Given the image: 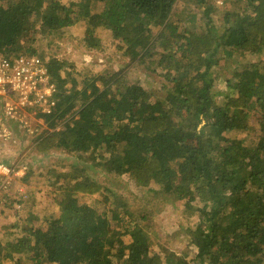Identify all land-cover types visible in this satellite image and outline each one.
Here are the masks:
<instances>
[{"label": "trees", "instance_id": "16d2710c", "mask_svg": "<svg viewBox=\"0 0 264 264\" xmlns=\"http://www.w3.org/2000/svg\"><path fill=\"white\" fill-rule=\"evenodd\" d=\"M177 2L0 0V58L37 55L30 48L37 36L60 38L83 21L86 49L119 53L128 65L84 68L79 82L62 75L66 62L48 60L56 106L39 115L48 127L36 151L61 150L81 167L70 165L60 175L68 179L53 183L57 216L0 225V264H264V62H242L264 54V0H223L231 8L220 24L206 0H197L205 5L199 17ZM101 31L114 41L104 44ZM130 66H143L147 82ZM153 75L161 78L156 94ZM220 78L226 91L216 88ZM233 132L247 136L228 137ZM152 184L174 201L188 200L187 208L197 203L189 215L198 221L184 230L189 240L180 252L157 253L151 225L117 227L130 205L115 187L133 186L144 199ZM99 198L115 226L110 209H96Z\"/></svg>", "mask_w": 264, "mask_h": 264}, {"label": "rangeland", "instance_id": "374dc122", "mask_svg": "<svg viewBox=\"0 0 264 264\" xmlns=\"http://www.w3.org/2000/svg\"><path fill=\"white\" fill-rule=\"evenodd\" d=\"M206 1L207 8L212 10V18L215 23H222V13L231 7L225 5L223 0ZM61 2L67 4L69 0H61ZM176 7L179 11L185 10L187 13H196L199 17L205 5L198 4L197 0H178ZM202 22L199 20L198 25H201ZM65 31L60 38L50 36L46 39L41 34L37 36L35 43L30 48L35 49L37 52L36 56L44 57L45 59H43L46 62L50 58H57L60 61L66 62L62 75L69 80L76 79L81 82L83 79L81 73L84 68H89L95 72L104 70L106 66H109L113 71L128 68L127 61L121 58V54L119 53L112 54L107 51L99 52L97 50L86 49L84 44L85 24L83 21L65 29ZM220 34H223V32ZM100 39L107 45L114 41L109 31H101ZM255 61L264 62V54L261 57L246 55L242 62L249 63ZM129 70L135 74L134 76H137L145 83L147 82V73L143 66H130ZM160 79L158 81V77L153 75L148 80L150 85L149 90L151 92L156 94L159 91L161 88ZM215 84L218 91H226V85L221 78L217 79ZM39 115H28L27 121L32 125V129L35 132L34 135H28L27 132L13 123L10 124L13 131L12 140L9 142H0V164L19 170L20 174L22 172L24 173V175L15 178L11 192L6 194L8 198L0 201V225L12 224L15 221L17 222L20 219H26L36 214L38 216H42L43 214L57 216L59 214L57 205L59 191L54 189L56 187H53V183L57 180L59 182L68 179V177L60 175L69 173L71 170L70 165L81 167V163L77 158L71 157L61 150H54L46 154H40L36 151V144L42 135L46 134L48 127ZM252 123H255L254 119ZM246 136L247 133L245 132H233L228 135V137L239 139ZM61 184L63 185L65 183ZM149 189H152L154 192L148 196V193H146L144 200L142 197L143 193L138 190L140 194L133 186L128 191L123 185H120L119 188L115 187L114 192L116 195L118 197L122 196L124 199L127 195L129 197H127V202L130 205L128 206L130 211L128 215L123 216L124 213L118 210L121 212L119 215L120 218L124 219V221L118 223L117 227L122 228L132 221L140 225H151L152 229L160 238L159 245L154 248L157 253L165 254L169 250L178 252L184 250L189 240L184 230L187 226L194 225L198 221L197 215H189V213L195 211L194 209L197 203L194 202L190 208H187L185 204L188 200L174 201L171 199L172 197L160 193V187L156 184H152ZM31 196H34V204L33 201H29ZM93 200V198H90L86 200V203L93 206ZM99 200L102 204L96 206V209L102 214L105 212L104 209L109 210L111 206L105 202V199L99 198ZM117 204L118 201H115L112 208H115ZM22 205L23 209L21 211ZM142 212H146L144 213L146 215L149 214V219L142 221L141 215H144ZM107 214L108 219L115 226L117 223L115 222L116 220H112L111 209ZM129 217L130 219H127ZM33 227H40L39 222H33ZM3 231L0 230V237L2 236V239L6 236V234H3ZM174 232H177L175 234L177 237L173 235ZM170 236L177 239L179 243L169 245L168 241L171 239ZM123 240L127 244L130 241V237L125 236ZM4 264L15 263L5 261Z\"/></svg>", "mask_w": 264, "mask_h": 264}, {"label": "built area", "instance_id": "2783aa9c", "mask_svg": "<svg viewBox=\"0 0 264 264\" xmlns=\"http://www.w3.org/2000/svg\"><path fill=\"white\" fill-rule=\"evenodd\" d=\"M55 83L47 62L39 56L19 55L0 58V142L12 140L10 124H17L28 135H34L28 115H50L56 102ZM19 170L0 164V195L11 192Z\"/></svg>", "mask_w": 264, "mask_h": 264}]
</instances>
